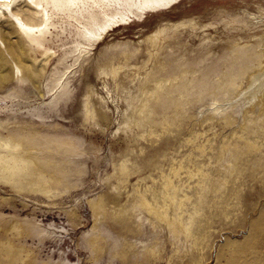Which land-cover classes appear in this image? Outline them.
I'll return each mask as SVG.
<instances>
[{
    "label": "rangeland",
    "instance_id": "obj_1",
    "mask_svg": "<svg viewBox=\"0 0 264 264\" xmlns=\"http://www.w3.org/2000/svg\"><path fill=\"white\" fill-rule=\"evenodd\" d=\"M14 4L0 20V75L31 71L36 83L17 85L35 97L6 99L16 83L0 79V264H264V62L241 67L246 50L264 54V0H178L131 17L69 71V99L53 110L41 91L70 38L55 56L31 51ZM233 44L246 48L230 55ZM210 66L201 88L213 90L200 94L191 81ZM228 79L237 88H221ZM35 110L41 129L78 144L72 162L43 154L67 176L51 190L2 125Z\"/></svg>",
    "mask_w": 264,
    "mask_h": 264
},
{
    "label": "bare ground",
    "instance_id": "obj_2",
    "mask_svg": "<svg viewBox=\"0 0 264 264\" xmlns=\"http://www.w3.org/2000/svg\"><path fill=\"white\" fill-rule=\"evenodd\" d=\"M176 1L178 0H0V20L4 18L6 15L5 13H7V10L5 9L15 3L11 8V16L14 19V21L11 20V23L14 31L21 37L24 45L28 49L33 52H39L46 57L55 56V49L62 50V48L67 45V43L60 39V35L68 33L67 35L70 38V46L68 48L72 47L69 51H65L57 57V64L53 68L49 77L45 80V85H43L41 91L43 92V96L51 95L53 97L51 99V104L49 103L51 110H53L61 101H67L69 99L71 91L69 82L66 80L69 71L76 66L81 57L92 49L110 29L120 23L127 22L131 17L141 18L148 11L154 12L159 9L168 8ZM17 5L29 12L25 14L23 13L24 17H21V15L18 14H13L12 10ZM33 15L37 17V21L33 19ZM52 29H60L61 34L60 32H57L53 35L51 31ZM160 32L161 31L158 30L154 37L160 34ZM149 40L154 42L153 37H149L147 41ZM56 42L58 43V46H54ZM231 48L232 49L229 52L230 55L241 52V49L246 48V44L243 46L241 45L240 47L233 44ZM246 51V55L250 57V62H247L246 60L244 63L245 60L243 61L244 64L241 66H244L243 71L260 68L264 62V54L262 51L260 52L258 47ZM20 60L22 61L23 59L20 57ZM198 62L200 63V61ZM229 66L230 65H228V67ZM3 67L4 66L0 65V72L4 69ZM217 69L218 67L216 66H210L202 71L199 69L202 72L200 77L193 79L191 84L197 86L200 94H203L213 88L210 87L206 90L205 87L201 88V85L203 83H208L212 77V81H214V78L217 76ZM179 71L180 72L177 75L184 78L187 70L180 68ZM27 73L31 75H23L21 70H19L18 74L14 76L4 74L0 75V79L3 80L4 83L8 82V86H12L16 83L14 87H10L11 92H9L4 98H20L22 100H27L29 97H35L31 89L23 90L22 88L17 87L19 82L26 83L27 81H30L33 84L36 83L32 72L27 71ZM177 75L175 74L172 76L175 78ZM167 76L170 75L167 74ZM226 79L224 81H226ZM257 81V78H251L248 84L249 89L251 86L253 91L259 94L260 88L256 89V86H253L254 84H257ZM228 86H233L234 88L236 86L237 88L236 81L228 79L221 88ZM175 90H177V87L171 88V91ZM251 98L253 97H250V99ZM259 105H263V103H259ZM45 118H47L46 115L42 114L39 110H35L31 117H29V120H31L30 123L26 125H18L14 127V129H9L7 122H2V125L6 126L5 130H8L7 133L11 142L17 145L23 155L31 160L32 171L36 174L43 173L47 175L48 183L45 188L51 190L52 188H58V185L65 182L67 176L66 173L61 172V168H59L60 166L58 165V160L60 159L58 158L60 157L56 160L54 157H48L50 154H47L51 152L57 154L58 151H62V154L65 155L64 157H68L67 162H72L71 158L77 153L76 145L78 144H75L70 137H63L58 133L57 135L54 133L52 134L53 129H51V131H44L41 129V126L45 124ZM35 120H39L37 121L39 124H34L36 122ZM54 130H56V127ZM44 153H47L45 154L47 156L43 155ZM142 205L146 207L149 213L155 216L159 215V213L149 207L148 204L143 202Z\"/></svg>",
    "mask_w": 264,
    "mask_h": 264
}]
</instances>
